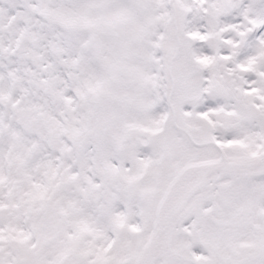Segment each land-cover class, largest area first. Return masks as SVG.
<instances>
[{
  "label": "snow or ice",
  "instance_id": "snow-or-ice-1",
  "mask_svg": "<svg viewBox=\"0 0 264 264\" xmlns=\"http://www.w3.org/2000/svg\"><path fill=\"white\" fill-rule=\"evenodd\" d=\"M0 264H264V0H0Z\"/></svg>",
  "mask_w": 264,
  "mask_h": 264
}]
</instances>
